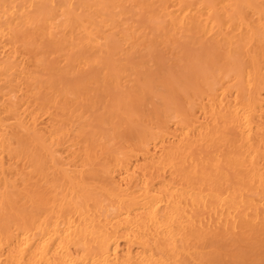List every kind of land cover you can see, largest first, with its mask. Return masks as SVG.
Wrapping results in <instances>:
<instances>
[{"label": "bare ground", "instance_id": "6f19581e", "mask_svg": "<svg viewBox=\"0 0 264 264\" xmlns=\"http://www.w3.org/2000/svg\"><path fill=\"white\" fill-rule=\"evenodd\" d=\"M262 247L264 0H0V264Z\"/></svg>", "mask_w": 264, "mask_h": 264}, {"label": "rangeland", "instance_id": "374dc122", "mask_svg": "<svg viewBox=\"0 0 264 264\" xmlns=\"http://www.w3.org/2000/svg\"><path fill=\"white\" fill-rule=\"evenodd\" d=\"M218 264H264V247L262 249H227Z\"/></svg>", "mask_w": 264, "mask_h": 264}]
</instances>
